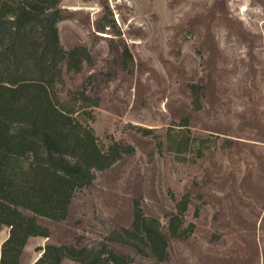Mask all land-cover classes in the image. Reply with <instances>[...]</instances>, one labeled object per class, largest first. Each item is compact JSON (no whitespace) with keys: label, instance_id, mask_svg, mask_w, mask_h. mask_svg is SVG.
I'll list each match as a JSON object with an SVG mask.
<instances>
[{"label":"rangeland","instance_id":"rangeland-1","mask_svg":"<svg viewBox=\"0 0 264 264\" xmlns=\"http://www.w3.org/2000/svg\"><path fill=\"white\" fill-rule=\"evenodd\" d=\"M60 10V43L77 50L89 97L79 120L116 157L77 195L70 224L29 240L24 264L67 229L86 242L128 227L136 202L159 223L160 264H264V0H62Z\"/></svg>","mask_w":264,"mask_h":264},{"label":"trees","instance_id":"trees-1","mask_svg":"<svg viewBox=\"0 0 264 264\" xmlns=\"http://www.w3.org/2000/svg\"><path fill=\"white\" fill-rule=\"evenodd\" d=\"M61 2L0 0V232L8 229L0 264H24L29 240H50L51 227L70 224L77 195L116 157L79 120L89 97L77 81V50L60 43ZM64 233L33 264H134L132 249L160 264L163 253L158 221L137 202L128 227L86 242Z\"/></svg>","mask_w":264,"mask_h":264}]
</instances>
